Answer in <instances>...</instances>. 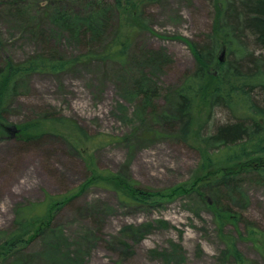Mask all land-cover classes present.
<instances>
[{
    "label": "rangeland",
    "instance_id": "obj_1",
    "mask_svg": "<svg viewBox=\"0 0 264 264\" xmlns=\"http://www.w3.org/2000/svg\"><path fill=\"white\" fill-rule=\"evenodd\" d=\"M86 1L56 0L49 5L46 0H0V66L31 56L70 58L102 50L114 32L112 19L88 47L82 38L71 40L49 19L54 9L63 8L84 21L89 15ZM102 2L109 5L112 0ZM111 16L115 19L114 12ZM148 19L149 28L136 33L124 66L81 57L64 72H35L20 81L7 120L0 121V231L12 228L19 206L77 189L90 173L91 159L97 169L121 174L157 196L129 206L114 189L90 185L55 211L58 248L49 245L51 236L39 237L15 251L10 261L238 264L232 253L226 255L229 246L251 264H264V183L243 174L241 196L231 197L226 188L221 192L222 207L230 208L237 219L223 216L217 222L206 204L215 196L203 184L236 164H209L197 140L221 115L216 112L205 124L208 110L200 103L188 143L173 137L174 122L155 120L176 101L174 89L195 67L188 43L207 35L209 1L161 0L149 10ZM151 53L164 63H148ZM58 117L76 122L93 138L113 135L122 140L93 147L70 136L63 125L47 121ZM156 131L165 137L152 135ZM39 133L45 134L38 141H24Z\"/></svg>",
    "mask_w": 264,
    "mask_h": 264
},
{
    "label": "trees",
    "instance_id": "obj_2",
    "mask_svg": "<svg viewBox=\"0 0 264 264\" xmlns=\"http://www.w3.org/2000/svg\"><path fill=\"white\" fill-rule=\"evenodd\" d=\"M160 1L112 0L107 5L102 0H87L89 15L84 21L74 19L72 13L63 8L54 9L48 14L52 26H56L61 32H67L71 40L82 38L85 47L91 46L98 41L106 24L108 26L111 21L114 29L112 38L98 52L91 50L70 58L48 54L41 55L44 57L31 56L21 62H5L0 66L1 123L2 120H7L10 102L18 94L20 81L35 72L61 73L79 63L81 57L126 65L136 33L149 28V10ZM208 1L211 9L208 33L202 41L188 43L195 59V67L174 89L176 101L170 102L169 108L157 114L155 120L158 121L159 118L164 124L174 122L176 128L171 131L173 137L188 143L193 135L194 116L200 103L206 104L208 110L205 124L216 112L221 115L209 130L199 133L197 137L209 164L236 162L220 176L202 186L215 196L211 202L206 199V204L218 222L223 216L238 218L230 208L222 207L221 192L225 188L231 197L241 196L239 188L243 174H253L256 180L264 183V0ZM55 2L56 0H46L49 5ZM111 11L115 13V19L111 16ZM221 53L222 61L219 60ZM148 59V63H164L159 54L151 53ZM212 68L216 70L213 71L214 74L210 72ZM47 121L63 125L70 136L83 143L91 142L93 147H103L122 140L113 135L93 138L76 122L67 118H47ZM44 134L25 136L24 141H38ZM152 135L165 137L164 133L157 131L152 132ZM91 164L87 179L77 189L61 195H46L42 202L22 205L15 210L12 228L0 231V264H25V259L10 261V258L39 237L51 236L49 245L58 248L60 244L53 232L55 211L71 203L90 185L114 189L118 199L129 206L157 196L154 192L138 187L136 182L127 180L121 174L97 169L92 159ZM121 187L130 194L125 193ZM205 196L203 192V200ZM232 249L227 246L226 255L233 254L238 264H251Z\"/></svg>",
    "mask_w": 264,
    "mask_h": 264
},
{
    "label": "water",
    "instance_id": "obj_3",
    "mask_svg": "<svg viewBox=\"0 0 264 264\" xmlns=\"http://www.w3.org/2000/svg\"><path fill=\"white\" fill-rule=\"evenodd\" d=\"M222 56H223V54L221 53V54H220V57H219V60H220V61H222ZM12 129L14 130V128H12Z\"/></svg>",
    "mask_w": 264,
    "mask_h": 264
}]
</instances>
